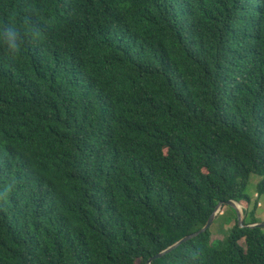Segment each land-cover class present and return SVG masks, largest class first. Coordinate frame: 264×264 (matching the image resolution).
Instances as JSON below:
<instances>
[{
	"label": "trees",
	"instance_id": "1",
	"mask_svg": "<svg viewBox=\"0 0 264 264\" xmlns=\"http://www.w3.org/2000/svg\"><path fill=\"white\" fill-rule=\"evenodd\" d=\"M253 176L264 0H0V264H148ZM152 264H264V229Z\"/></svg>",
	"mask_w": 264,
	"mask_h": 264
},
{
	"label": "rangeland",
	"instance_id": "2",
	"mask_svg": "<svg viewBox=\"0 0 264 264\" xmlns=\"http://www.w3.org/2000/svg\"><path fill=\"white\" fill-rule=\"evenodd\" d=\"M262 178L253 176L248 185L246 194L252 199V205L247 207L242 205V210H249L251 212L254 209L256 202H258V208L256 210V218L260 222H264V197L258 198L257 187L261 183ZM245 219V215H244ZM238 220L236 211L232 208L224 207L222 211L217 216L215 222L211 226L212 241L214 246L218 250H223L227 247L228 237L235 225V222ZM241 245L244 246V240L241 241ZM140 264V263H137Z\"/></svg>",
	"mask_w": 264,
	"mask_h": 264
},
{
	"label": "water",
	"instance_id": "3",
	"mask_svg": "<svg viewBox=\"0 0 264 264\" xmlns=\"http://www.w3.org/2000/svg\"><path fill=\"white\" fill-rule=\"evenodd\" d=\"M238 206H240L242 208V204H239L235 201H229L227 203H219L218 206L215 209V212L213 213V215L211 216V218L209 219V221L207 222V224L198 232L193 233L189 236H186L185 238H183L182 240H180L179 242H177L176 244L172 245L171 247L167 248L166 250H164L162 253H160L159 255L151 258L148 262V264H152L153 261L160 259L170 253H172L173 251H175L176 249H178L180 246H182L183 244L205 234L213 225V223L215 222L217 216L219 215V213L222 211V209L224 207H230L233 210L236 211L237 217H238V222L240 227L242 228H250V229H255V228H259V229H264V222H260V223H256V224H252V225H245L244 224V211L240 208H238Z\"/></svg>",
	"mask_w": 264,
	"mask_h": 264
},
{
	"label": "clouds",
	"instance_id": "4",
	"mask_svg": "<svg viewBox=\"0 0 264 264\" xmlns=\"http://www.w3.org/2000/svg\"><path fill=\"white\" fill-rule=\"evenodd\" d=\"M7 32L9 33L10 36L15 37L16 36V32L12 30V28H8ZM14 40V39H13ZM13 47L15 46V44L13 43L12 45Z\"/></svg>",
	"mask_w": 264,
	"mask_h": 264
},
{
	"label": "bare ground",
	"instance_id": "5",
	"mask_svg": "<svg viewBox=\"0 0 264 264\" xmlns=\"http://www.w3.org/2000/svg\"><path fill=\"white\" fill-rule=\"evenodd\" d=\"M238 208L240 209L241 207H240V206H238Z\"/></svg>",
	"mask_w": 264,
	"mask_h": 264
}]
</instances>
